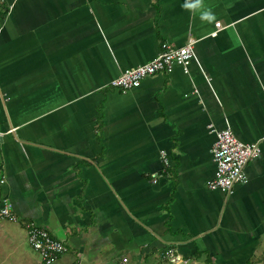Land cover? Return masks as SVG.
<instances>
[{"label":"crops","instance_id":"crops-1","mask_svg":"<svg viewBox=\"0 0 264 264\" xmlns=\"http://www.w3.org/2000/svg\"><path fill=\"white\" fill-rule=\"evenodd\" d=\"M5 10L0 207L9 198L19 221L0 219V264H42L29 222L67 245L56 264H167V249L174 264H264V141L228 198L207 184L210 125L264 139V0H0ZM189 38L190 74L109 86Z\"/></svg>","mask_w":264,"mask_h":264},{"label":"built area","instance_id":"built-area-1","mask_svg":"<svg viewBox=\"0 0 264 264\" xmlns=\"http://www.w3.org/2000/svg\"><path fill=\"white\" fill-rule=\"evenodd\" d=\"M217 27L222 28L220 23H217ZM196 44L197 41L193 38H189L183 47H174L164 43L160 54L155 59L139 67L121 72L109 86L122 92H128L138 89L145 79L159 74L171 75L178 67L185 74H190V67L196 59ZM207 82L211 84V79L208 78ZM209 131L216 140L211 149L216 170L213 179L207 184L210 190L219 191L228 198L237 185L247 183L246 168L251 161L260 156L261 144L264 139L247 144L242 142L230 128L218 130L210 125ZM3 135L0 133V138ZM160 158L163 164V174H165L171 166L170 157L166 151H161ZM157 181L158 177L155 176L153 182L157 183ZM0 182L4 183V181ZM13 209L10 199L4 198L0 207V219L17 223L19 219ZM25 228L28 243L39 255L42 264H56L60 257L68 252V247L64 242L53 238L48 230L37 223L29 222ZM163 258L168 261H177L173 249H167L163 253ZM127 262L128 260L124 259V263Z\"/></svg>","mask_w":264,"mask_h":264},{"label":"clouds","instance_id":"clouds-1","mask_svg":"<svg viewBox=\"0 0 264 264\" xmlns=\"http://www.w3.org/2000/svg\"><path fill=\"white\" fill-rule=\"evenodd\" d=\"M204 18L210 20V19H212L213 17L211 16L210 13L206 12V13H204Z\"/></svg>","mask_w":264,"mask_h":264},{"label":"rangeland","instance_id":"rangeland-1","mask_svg":"<svg viewBox=\"0 0 264 264\" xmlns=\"http://www.w3.org/2000/svg\"><path fill=\"white\" fill-rule=\"evenodd\" d=\"M34 253V252H33ZM35 254V253H34ZM36 259H38L40 261V259L38 258V256L36 255ZM189 264H192L191 262L187 261ZM187 263V264H188ZM167 264H174L173 261H169ZM182 264H185V263H182Z\"/></svg>","mask_w":264,"mask_h":264},{"label":"trees","instance_id":"trees-1","mask_svg":"<svg viewBox=\"0 0 264 264\" xmlns=\"http://www.w3.org/2000/svg\"><path fill=\"white\" fill-rule=\"evenodd\" d=\"M6 12H7L6 10L4 12L3 11L0 12V19H2L6 15Z\"/></svg>","mask_w":264,"mask_h":264}]
</instances>
